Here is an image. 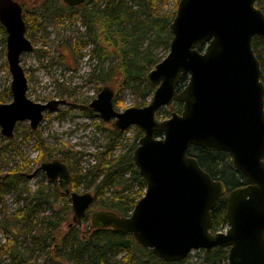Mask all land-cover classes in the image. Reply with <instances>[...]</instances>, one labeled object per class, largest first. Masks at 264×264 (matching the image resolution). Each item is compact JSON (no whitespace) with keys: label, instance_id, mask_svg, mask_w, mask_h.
Returning <instances> with one entry per match:
<instances>
[{"label":"water","instance_id":"95a60500","mask_svg":"<svg viewBox=\"0 0 264 264\" xmlns=\"http://www.w3.org/2000/svg\"><path fill=\"white\" fill-rule=\"evenodd\" d=\"M63 1L78 6L86 0ZM0 22L7 32L13 94L11 102L0 103V129L11 138L18 122L28 120L36 130L45 112L66 100L38 102L27 95L20 57L34 44L26 34L22 4L0 0ZM169 32V53L146 76L155 87L148 104L119 111L108 85L90 103L104 121L114 120L116 129L135 125L143 133L133 160L146 190L128 215L92 212L89 230L131 233L167 262L185 260L193 250L223 247L227 264H264V72L253 46L255 36L264 37V12L257 0H179ZM183 75L188 82L179 88ZM174 102L182 103L181 111L158 120L159 109ZM193 145L230 153L247 183L228 189L189 154ZM39 168L70 196L73 222L82 226L94 194L69 189L71 169L61 158ZM6 177L0 174V181ZM224 195L228 228L215 233L213 209Z\"/></svg>","mask_w":264,"mask_h":264},{"label":"trees","instance_id":"16d2710c","mask_svg":"<svg viewBox=\"0 0 264 264\" xmlns=\"http://www.w3.org/2000/svg\"><path fill=\"white\" fill-rule=\"evenodd\" d=\"M19 1L24 9L23 16L27 24V34L30 30L38 28L41 21L49 18L51 14L46 3H41L39 7L30 10L23 1ZM175 1L178 3L179 0ZM160 2L161 0H86L78 6L59 5L56 11L60 12L58 14L61 18H64L66 14L70 17L80 10L81 23L85 28L84 36L86 37L83 45L91 46L90 58L96 61L93 63L92 74L97 75L96 71L99 69L102 80L106 81L107 77L109 80L119 78L122 86H130L140 91L143 98L142 105L148 104L146 99L155 90V87L147 82L146 76L162 60L151 48L163 46L169 50L172 38L169 26L175 17L176 10L163 12ZM257 5L264 12V0H257ZM0 34H2L1 39L5 41L7 32L1 22ZM253 46L264 72V37L255 36ZM109 57H113V63L106 72L104 64ZM187 82L188 75H183L179 88L185 86ZM8 91L12 93L11 88ZM174 105L182 109V103L174 102ZM160 110L156 115L158 120H160ZM136 129L138 130L137 127ZM125 133L126 130L113 129L112 134L115 136L111 138L107 146L105 152L107 159L95 163L85 172L80 171L72 175L68 185L71 191H75L84 182L85 188L93 187L94 189L93 203L83 218L85 225L78 226L72 219L67 225V230H63L62 220L57 221L52 219V215H44L41 219L44 227L38 228L36 214L44 208L56 211L54 208L57 197L70 198V196L60 185L55 191H51L47 186H39L34 191L29 190L30 201L20 211L18 221L23 218L25 212L28 218H33L27 232L42 244L40 250L45 251V257L41 263H37L40 252L21 250L16 245H12L18 240L17 232L13 230L15 233L13 238L0 243V264H4L2 257L5 254L9 255L8 260H10L6 264H110L112 258L120 253L123 254L120 261L124 264H185V260L167 262L157 257L151 249L140 245L131 233H122L111 227L89 230V213L105 209L128 215L145 193L146 181L134 164L132 153L138 146V140L143 133L138 130L128 151L119 154L112 152L113 145ZM157 135L161 134L157 133ZM189 154L195 156L203 169L214 178L223 180L228 189L247 183L245 175L233 166L231 155L227 151H211L193 145L189 149ZM62 160L67 162L66 157ZM68 165L71 169L72 165ZM27 167L28 162L26 161L19 170H11V173L4 174L7 177L0 181V189H16L21 172L23 169L26 171ZM128 174L130 177H127ZM106 192H109V197L105 196ZM95 206H98V209ZM226 210L227 197L224 195L219 198L213 209L211 227L213 232L216 233L228 226ZM20 222L21 220L18 224ZM10 225L11 221L8 220L3 223L4 232L12 230ZM37 228L41 230L36 232ZM204 253L205 258L211 264H227V248L216 247Z\"/></svg>","mask_w":264,"mask_h":264},{"label":"rangeland","instance_id":"374dc122","mask_svg":"<svg viewBox=\"0 0 264 264\" xmlns=\"http://www.w3.org/2000/svg\"><path fill=\"white\" fill-rule=\"evenodd\" d=\"M21 1L30 10L39 7L41 3H46L51 13L49 18L41 21L38 28L26 33L34 44L32 51L24 52L20 57L28 78L27 95L38 102L65 99L66 103L60 105L56 111H46L44 120L36 130L30 127L28 120L17 123L14 136L11 138L5 137L0 129V174L19 170L26 161L28 162L26 171L23 169L21 172L16 189H0V243L13 238L14 230L18 233H16L18 240L12 245H16L21 250L40 252L37 263H41L45 257V251L40 250L42 244L27 232L33 218H28L25 212L18 224L20 211L30 201L29 190L34 191L39 186H47L51 191H55L59 187L57 182L50 181L46 173L39 168L41 163L57 157L61 159L66 157L67 163L72 165L73 175L80 171L85 172L95 163L107 159L105 155L107 146L111 138L115 136L112 134L115 129L114 120L104 121L98 112L90 107V103L105 85L114 90V106L117 110L123 111L130 106L144 105H142L143 98L140 91L130 86H122L119 78L109 80L107 77L104 81L100 77L99 69L96 71L97 75L92 74L93 63L96 61L90 58L91 46L83 45L86 37L84 36L85 28L81 23L80 10L75 15L69 17L66 14L64 18H61L60 12L56 11L59 5H65L63 0ZM176 5L178 6V3L175 0H161L160 2L163 12H174L177 10ZM1 38L2 34H0V103H7L13 100V94L8 91L12 82V74L7 59V34L5 41ZM151 49L162 59L170 50H166L163 46ZM112 60L113 57H109L105 61L104 70L106 72L109 71ZM151 97L152 95L146 99L148 103ZM160 109V120L170 117L173 111H181L174 103ZM138 130L135 125L126 129L125 135L113 145L112 152L119 154L128 151ZM127 177L130 175L128 174ZM84 183L75 191L94 194L93 187L85 188ZM109 195V192H106L105 196L109 197ZM95 208L98 209V206ZM54 209L56 211L44 208L36 214L38 228L44 227L41 223L44 215H52V219L62 220L61 227L67 230L68 223L73 219L71 199L58 196ZM90 216L91 213L88 214L89 220ZM6 220L11 221L10 229L12 230L9 232H4L3 229V223ZM83 224L85 225V222ZM38 228L36 232L41 230ZM227 228L228 226L220 231H226ZM204 252V249L193 250L185 259V264H211L205 258ZM122 255L120 253L113 257L110 264H124L120 261ZM2 258L4 264L10 261L8 254Z\"/></svg>","mask_w":264,"mask_h":264},{"label":"flooded vegetation","instance_id":"af4514ba","mask_svg":"<svg viewBox=\"0 0 264 264\" xmlns=\"http://www.w3.org/2000/svg\"><path fill=\"white\" fill-rule=\"evenodd\" d=\"M64 2V1H63ZM65 3V2H64ZM66 4V3H65ZM23 12H24V9H23Z\"/></svg>","mask_w":264,"mask_h":264}]
</instances>
